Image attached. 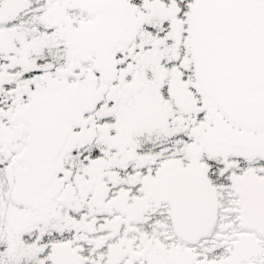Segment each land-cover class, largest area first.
<instances>
[{
    "label": "snow or ice",
    "instance_id": "obj_1",
    "mask_svg": "<svg viewBox=\"0 0 264 264\" xmlns=\"http://www.w3.org/2000/svg\"><path fill=\"white\" fill-rule=\"evenodd\" d=\"M0 264H264V0H0Z\"/></svg>",
    "mask_w": 264,
    "mask_h": 264
}]
</instances>
